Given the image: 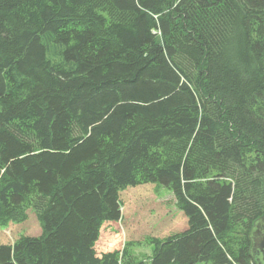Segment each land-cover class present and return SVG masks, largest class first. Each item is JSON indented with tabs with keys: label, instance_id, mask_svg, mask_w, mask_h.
I'll list each match as a JSON object with an SVG mask.
<instances>
[{
	"label": "trees",
	"instance_id": "trees-1",
	"mask_svg": "<svg viewBox=\"0 0 264 264\" xmlns=\"http://www.w3.org/2000/svg\"><path fill=\"white\" fill-rule=\"evenodd\" d=\"M143 183L188 228L98 254ZM30 208L0 264H264V0H0V226Z\"/></svg>",
	"mask_w": 264,
	"mask_h": 264
},
{
	"label": "rangeland",
	"instance_id": "rangeland-1",
	"mask_svg": "<svg viewBox=\"0 0 264 264\" xmlns=\"http://www.w3.org/2000/svg\"><path fill=\"white\" fill-rule=\"evenodd\" d=\"M120 197L122 218L103 224L95 244L98 254L123 251L129 246L139 258H146L153 252L151 240L188 228L187 216L177 208L174 194L163 185L143 183L129 186L121 191ZM42 232V224L35 210L30 208L25 221L0 226V244L14 242L25 235L37 236Z\"/></svg>",
	"mask_w": 264,
	"mask_h": 264
},
{
	"label": "water",
	"instance_id": "water-1",
	"mask_svg": "<svg viewBox=\"0 0 264 264\" xmlns=\"http://www.w3.org/2000/svg\"><path fill=\"white\" fill-rule=\"evenodd\" d=\"M252 251L264 263V220L256 222L252 231Z\"/></svg>",
	"mask_w": 264,
	"mask_h": 264
},
{
	"label": "bare ground",
	"instance_id": "bare-ground-1",
	"mask_svg": "<svg viewBox=\"0 0 264 264\" xmlns=\"http://www.w3.org/2000/svg\"><path fill=\"white\" fill-rule=\"evenodd\" d=\"M56 58V57H55Z\"/></svg>",
	"mask_w": 264,
	"mask_h": 264
}]
</instances>
